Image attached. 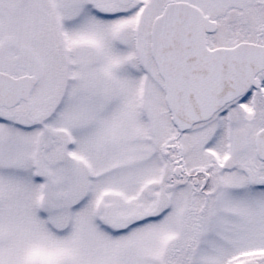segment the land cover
<instances>
[{
  "label": "snow or ice",
  "instance_id": "obj_1",
  "mask_svg": "<svg viewBox=\"0 0 264 264\" xmlns=\"http://www.w3.org/2000/svg\"><path fill=\"white\" fill-rule=\"evenodd\" d=\"M0 264H264V0H0Z\"/></svg>",
  "mask_w": 264,
  "mask_h": 264
}]
</instances>
